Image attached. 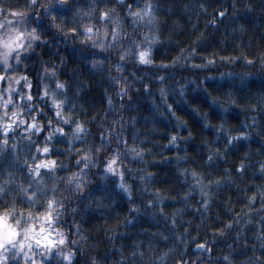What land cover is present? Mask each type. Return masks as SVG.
<instances>
[{
	"label": "trees",
	"instance_id": "obj_1",
	"mask_svg": "<svg viewBox=\"0 0 264 264\" xmlns=\"http://www.w3.org/2000/svg\"><path fill=\"white\" fill-rule=\"evenodd\" d=\"M47 3L0 0V37L12 27L35 28L39 34L21 53L22 62L10 63L29 78L30 87L23 81L14 87L15 102L25 109L21 115L28 121L35 113L44 125L39 132L25 131L27 124L17 121L9 133L0 132V138L7 137L0 181H10L17 214L20 208L40 212L46 197L55 195L63 208L57 209L51 230L63 229L66 242L60 247L74 253L70 262L42 253L38 259L46 264H264V0H151L155 19L139 21L128 14L129 5L134 10L145 0H96V9L91 0H52L45 13L41 5ZM113 6L111 15L119 19L115 41L114 22L99 19V8ZM9 8L24 18L10 15ZM87 24L99 29L95 39L104 41V49L84 37L81 26ZM72 28L77 31H68ZM137 43L150 49L152 63L135 58ZM124 49L130 52L120 60ZM93 58L101 63L93 67ZM46 67L56 69L55 78ZM56 78L66 83L59 91L67 97L63 110L73 114L67 123L55 115L49 98L39 95L55 88ZM120 87L125 91L118 92ZM20 92L32 93L30 110ZM4 111L0 108V115ZM77 118L86 131L69 141ZM57 123L64 133L56 131ZM49 127L53 136L44 153L36 146L45 143ZM236 132L247 135L229 142L226 136ZM126 145L145 151L133 156ZM88 149L95 163L81 168L76 178L84 188L78 191L67 177L77 171V155ZM111 153L117 154L123 177L101 176ZM49 158L55 172L40 166L43 181L33 183L25 160L35 164ZM121 179L131 196L116 186ZM18 181L44 189L31 206L18 194ZM11 200L0 197V208ZM201 243L207 246L198 248Z\"/></svg>",
	"mask_w": 264,
	"mask_h": 264
},
{
	"label": "snow or ice",
	"instance_id": "obj_2",
	"mask_svg": "<svg viewBox=\"0 0 264 264\" xmlns=\"http://www.w3.org/2000/svg\"><path fill=\"white\" fill-rule=\"evenodd\" d=\"M36 0H29V4L34 6ZM60 3H64V0H59ZM91 8L96 9L97 3L96 0H91ZM251 5H249L250 7ZM41 7L43 8L44 12H50L52 9V0H49V3L42 4ZM129 15L132 16L134 21L149 19H155L153 15V6L151 0H145V3L141 7H137L134 10L131 9V5H129ZM8 13L12 16H20L22 19L24 18L21 11H18L13 8L7 9ZM80 11V9H77ZM114 11L113 8L105 9L99 8V19L104 21L106 19L112 20L113 27L111 29V35L113 37V41L119 39V32L117 30V25L119 24V19L115 16H112L111 13ZM90 14V13H89ZM53 23L55 24V17L52 18ZM5 20H8V17H5ZM3 22H0L2 24ZM55 27L60 28V24H55ZM84 31V37L87 40H92L93 43L96 44L97 47L100 49L105 48V43L103 40L97 41L95 39V33H99V29H94L91 24L82 25ZM8 34L7 36L0 37V81L7 80L6 86L0 84V108L5 109L3 115H0V132L9 133L10 129H13V125L19 121V123H26L27 127L25 131L29 129H34L36 132H39L44 125L41 123L35 113L31 116V119L26 121L25 116L21 115L22 112L25 111L18 103L15 102L16 92H14L15 83L23 81L25 87H30L28 84L29 78L27 77L26 73L20 72L17 74L14 71V66L10 63V61L14 58L17 64L22 62L21 53L27 52L32 46L33 41L39 38V34L37 33L36 29L33 28L31 30H19L16 27H12L10 30H5ZM68 31L76 32L77 29L72 28L68 29ZM27 33V35H26ZM103 35H107V32L103 33ZM148 33H144V36H148ZM152 39H158L155 34H152ZM113 41H109L108 43L111 44ZM137 52L135 53V58L140 62L145 63H152V61L148 58L150 49L147 47H141L139 43L135 45ZM194 51V49H193ZM130 52V49H124L120 53V60L125 58V55ZM100 61H97L95 58L91 60V65L93 67L97 66ZM117 71L121 69V64L117 62L116 64ZM44 71L49 74L50 78L56 77V69L55 68H45ZM55 88L51 91H41L39 93L40 96H46L49 98L51 104L55 108V115L64 122H69L70 117L73 115L71 112H65L63 110V106L66 103V93L60 92L59 90L66 89V83L58 78L55 79ZM48 84H44V89H48ZM149 87L148 84H144V88L147 89ZM79 91V89H77ZM125 88L120 87L118 92H124ZM161 93L163 95V89H161ZM21 98L27 97L24 101L25 104L28 105L29 110L31 109L32 104V93L31 92H20L19 93ZM59 95V98H57ZM215 99V98H213ZM112 98L108 96V103L111 104ZM255 107V105H252ZM168 108H172V105H168ZM10 109V111H9ZM48 125L51 126L53 121L48 119ZM56 131L60 133H64V128L60 126L59 123L56 124ZM219 127L223 128V130L228 133V129L223 127L221 124ZM82 131H86L85 125L79 121V118L76 119V122L72 124V133L68 136L69 141L73 137H77ZM247 133L245 132H236L234 135L229 133L226 136V139L231 142L236 137H244ZM53 133L51 127L46 134V141L41 146L37 144V148L39 151L47 153L49 151V144L47 140L52 139ZM104 134L101 133V137ZM176 134L173 133L171 136L170 142H175ZM7 145V137L0 138V152L5 150L4 146ZM129 147V150L133 156H141L145 149L140 148L139 151L133 150V146L126 145ZM228 145L225 144V147ZM15 148V145L12 146ZM101 145L97 146V151H99ZM217 152L219 150H216ZM213 155L212 152H209V157L211 158ZM83 157V159H82ZM77 161L80 164L77 167V171L69 173L67 179L74 183L77 186L78 191H82L84 185L81 183L80 179L76 178L80 174L81 168H86L90 162L95 163L92 161V153L91 150H84L80 152V154L76 157ZM117 154L111 153L109 157H105V163H103L104 172L101 173V176L104 177L107 173H115L120 177L124 176L123 171L119 170L120 165L117 163ZM29 172L34 176L36 179L33 183L40 184L43 181V176L40 175V166L43 168H47L55 172L56 163L55 160L49 158L47 160L40 159L37 160L35 164H29L25 160ZM243 167V163L239 165ZM261 169L264 170V164L261 165ZM180 171H183L181 169ZM11 176V173L8 174ZM150 175V174H149ZM193 176H197L198 173L193 170ZM141 180L144 179L143 176L140 177ZM220 177H217L219 180ZM124 193L128 196L132 195V191L130 185L121 179L117 185ZM52 188H56V184L52 185ZM44 189L42 188H32L30 185L26 186L22 181L17 182V192L23 198L28 200L29 205L33 204V201L39 199V194L42 193ZM156 192L159 193V189H156ZM255 193L248 196L249 200H253L255 198ZM9 196H12V200L9 203L8 207L0 208V264H46L43 259H38L39 254H43V256H50V255H59L62 256L65 261H71L73 252L72 251H64L61 249L60 246H65L66 237L63 234V229H57L55 232L51 230V224L54 221V217L59 215L57 209L63 208V205L58 201L57 197L53 194H49L46 199L44 200V207L40 212H36L33 214L32 211L20 208L19 214H17V205L15 203L16 194L11 191V183L10 181L4 182L0 181V197L7 199ZM261 196L264 197V192L261 193ZM156 199H160L159 195ZM148 204H152L153 201H147ZM208 201L205 200V204ZM132 207H137V205L133 204ZM264 208V205L261 206ZM163 212V209H160ZM14 218V219H12ZM33 221L35 223H33ZM231 224V221H228ZM39 224L40 227H36L35 225ZM47 225V226H46ZM219 231V229H217ZM261 236H264V232L261 233ZM55 237V238H53ZM75 243V241H73ZM207 245L201 243L197 245L198 248L206 247ZM18 257H22L21 260H18ZM224 260L226 262L229 261V257L225 255ZM47 264H51V261H47ZM95 264V262H94Z\"/></svg>",
	"mask_w": 264,
	"mask_h": 264
},
{
	"label": "clouds",
	"instance_id": "obj_3",
	"mask_svg": "<svg viewBox=\"0 0 264 264\" xmlns=\"http://www.w3.org/2000/svg\"><path fill=\"white\" fill-rule=\"evenodd\" d=\"M26 35H27V33H26Z\"/></svg>",
	"mask_w": 264,
	"mask_h": 264
}]
</instances>
